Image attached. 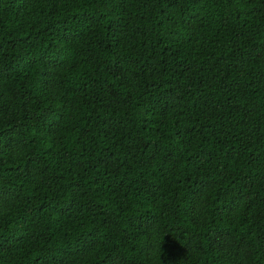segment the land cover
<instances>
[{"label":"trees","instance_id":"16d2710c","mask_svg":"<svg viewBox=\"0 0 264 264\" xmlns=\"http://www.w3.org/2000/svg\"><path fill=\"white\" fill-rule=\"evenodd\" d=\"M0 264H264V0H0Z\"/></svg>","mask_w":264,"mask_h":264}]
</instances>
